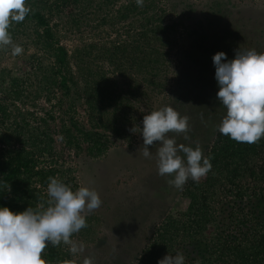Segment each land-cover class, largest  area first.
I'll list each match as a JSON object with an SVG mask.
<instances>
[{
    "label": "trees",
    "instance_id": "obj_1",
    "mask_svg": "<svg viewBox=\"0 0 264 264\" xmlns=\"http://www.w3.org/2000/svg\"><path fill=\"white\" fill-rule=\"evenodd\" d=\"M119 3L121 0H25L30 11L22 22L10 24V34L33 37L32 46L38 55L32 59L37 62L36 67L33 66L36 73L32 81L0 70V206L9 207L14 212L25 211L28 207L34 210L48 207L49 177L62 181L73 191L77 189L72 171L62 166L63 159L56 149V134L47 120H42L39 125L28 121L17 110L16 103L27 96L39 100L47 91L51 95L47 98L50 102L55 93H61L62 99H68L64 104L72 111L84 99L93 121L101 120L102 115L108 113V107L121 97L117 90L119 85L86 67L81 70L86 73L85 77L82 74L81 88L71 70L68 51L60 44L51 21L74 10L87 12L86 8L93 6L99 12L107 11L113 15ZM158 4L157 0H144L141 7L136 0H126L119 7L116 16L132 22L137 33L130 42L116 47L113 52L108 51V61L116 66L115 69L146 68L143 73L153 69L156 72L154 77L159 78L162 67L169 62L171 53L168 51L175 41L178 26L166 20V12ZM216 14L208 15L203 23L214 26V22L220 19L218 16H222ZM222 19L217 28L224 31L223 37L229 36L228 42H233L237 51L255 49L264 53V27L258 34L250 36L252 41L244 40L242 36L240 40L238 35L232 40L233 33L223 27ZM13 24L17 28H13ZM210 27L204 30V34L192 30L193 38L185 48L189 61L184 65L189 68H181L183 72L180 69L181 80L177 86L185 103L192 91L196 93L198 104L201 99V112L188 130L194 142L185 144L193 148L199 145L212 168L199 182L189 179L182 189L174 188L186 209L168 211L161 226H153L150 234L155 232L157 239L149 245L142 264H158L166 255L177 252L185 254V264H264V138L252 144L239 143L218 131L226 114L217 98L219 88L214 90L209 85L203 87L200 84L209 80L202 77L203 69L215 70L212 58L222 51L210 46L208 55L201 53V49L206 50L203 44L209 41L207 31L212 30ZM228 47L222 52L227 54V59H234L237 51L231 53ZM47 56L51 59L48 66L37 59L47 60ZM121 60L126 62L125 66ZM117 61L120 65L116 64ZM79 67L82 69L81 63ZM151 84L161 89L166 86ZM34 88L38 89L37 96H32ZM185 110L183 116L195 112L193 108ZM49 118L55 121L54 116L49 115ZM68 122H62L60 128L68 147L86 145L89 155L94 158L108 153L110 141L94 125L91 129L78 125L74 116H70ZM113 123L112 128L104 123L102 126L105 130L115 131V124L118 125L119 121ZM125 127L122 122L123 132ZM63 247L61 243L58 247L49 245L44 250L42 255L47 264L64 262Z\"/></svg>",
    "mask_w": 264,
    "mask_h": 264
},
{
    "label": "rangeland",
    "instance_id": "obj_2",
    "mask_svg": "<svg viewBox=\"0 0 264 264\" xmlns=\"http://www.w3.org/2000/svg\"><path fill=\"white\" fill-rule=\"evenodd\" d=\"M125 2L126 0H121V3L116 5L113 15L107 11L99 12L93 6L87 7V12L81 11L83 9L74 10L66 15H58L51 21L60 44L68 51L71 70L80 83L82 74L84 77L86 74L81 70L87 67L89 71L98 72L99 75L119 85L117 90L121 97L108 107V113L102 115L101 120L93 121L84 99L72 111L70 106L65 105L68 99H62L61 93H55L50 102L47 98L51 95L47 91L41 96L43 100H34L27 96L20 103H16L17 110L28 121L39 125L42 124V120H47L56 134V149L58 156L63 159L62 166L72 171L71 176L76 178L74 182L76 188L86 186L95 189L103 202L97 210L86 213L87 227L72 236L75 242L84 244L85 250L74 256L69 251V245L64 244L65 260L59 264H82L83 259L88 256L94 257V264L144 262L149 245L157 239L155 232L150 234L153 226H161L162 216L168 211L186 209L185 203L176 195L174 187L167 183L171 177H162L158 174L156 161V153L160 146L158 142L148 146L151 158L142 155L144 145L139 130L143 128L144 115L171 106L183 116L185 108H193L194 114L189 112L185 115L189 117V129L193 125L194 119L201 112V99L198 104L196 93L192 91L185 103V99L181 100L183 95L178 90L177 82L181 80L180 69L189 68L184 65L189 61L185 48L190 45L193 38L192 30L204 34V30L210 27L203 23L208 15L213 12L217 13L216 15L222 14L218 16L219 20L224 18L222 22L225 24L222 25L233 33L231 39L238 35L240 40L242 36V39L249 41L250 36L258 34L260 28L264 27V0H157L159 8L166 12V20L178 26L175 41L168 51L171 53L169 62L165 60L159 78L154 77L156 72L153 69L143 73L146 68L136 67L122 69L121 72L108 61L110 59L108 51L113 52L116 47L130 42L133 36H136L137 31L133 29V23L122 21L116 16L119 7ZM219 20L210 27L212 30L207 31L209 41L203 44L206 50H200L201 53L206 52L204 55H208L207 48L210 46L222 51L229 46L227 50L231 53L237 51V46L233 42H228L229 36L223 37L224 31L217 28ZM12 27L17 28L14 24ZM9 35L12 45L20 46L23 51L19 55H13L12 45L0 47V70H7L16 77L32 81L36 73L33 66L36 67L37 63L32 59L38 55L32 46L33 37L30 39L18 33ZM37 59L44 61L47 66L51 61L49 56L47 60H43L42 57ZM199 59L201 62V55ZM78 62L81 63L82 69ZM120 62L125 66V61ZM120 62L117 61L116 64L120 65ZM203 70L205 75L203 73L202 77L209 80L199 82L201 86L209 85L214 90L218 89L216 69ZM151 83L166 86L161 89ZM80 85L83 88V84ZM34 89L32 96H37L38 89ZM47 114L54 116L55 121ZM70 116H74L78 125H84L88 129L94 125L96 130L108 137L110 150L106 155L94 158L89 155L86 145H80V148H70L66 145L60 128L62 122H68ZM116 120L119 123L115 124L117 128L115 131L103 128L102 123L112 128ZM122 122L126 126L125 132L121 130ZM68 124L71 125L69 122ZM133 127L137 128V133L130 131ZM167 135L175 138L178 145L194 142L190 132L187 133L189 137L187 140L183 133L170 132Z\"/></svg>",
    "mask_w": 264,
    "mask_h": 264
},
{
    "label": "clouds",
    "instance_id": "obj_3",
    "mask_svg": "<svg viewBox=\"0 0 264 264\" xmlns=\"http://www.w3.org/2000/svg\"><path fill=\"white\" fill-rule=\"evenodd\" d=\"M143 2L136 0L141 7ZM29 11L25 0H0V47L12 45L10 24L22 22ZM22 51L20 46L12 45L13 55ZM212 59L219 87L217 98L226 109L219 133L239 143H256L264 138V53L239 49L235 58L229 60L221 51ZM188 130L189 117L181 116L171 106L144 115L143 128L139 130L143 157L151 158L148 146L158 142V174L171 177L167 183L178 190L189 179L199 182L212 168L199 145L195 148L178 145L175 138L167 135L183 133L187 140ZM130 131L138 130L133 127ZM47 195L49 206L44 209L28 207L14 212L0 206V264H47L42 255L44 250L61 243L69 245L74 256L85 250L84 244H78L72 236L87 227L86 213L102 206L99 193L86 186L73 191L62 181L49 177ZM82 264H94V257H85ZM158 264H185V254H168Z\"/></svg>",
    "mask_w": 264,
    "mask_h": 264
},
{
    "label": "flooded vegetation",
    "instance_id": "obj_4",
    "mask_svg": "<svg viewBox=\"0 0 264 264\" xmlns=\"http://www.w3.org/2000/svg\"><path fill=\"white\" fill-rule=\"evenodd\" d=\"M162 217H163V219H164L165 216H162ZM163 219H162V220H163Z\"/></svg>",
    "mask_w": 264,
    "mask_h": 264
}]
</instances>
